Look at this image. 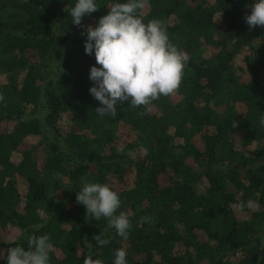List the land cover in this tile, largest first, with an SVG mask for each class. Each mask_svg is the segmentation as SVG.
Wrapping results in <instances>:
<instances>
[{
    "label": "trees",
    "instance_id": "1",
    "mask_svg": "<svg viewBox=\"0 0 264 264\" xmlns=\"http://www.w3.org/2000/svg\"><path fill=\"white\" fill-rule=\"evenodd\" d=\"M75 2L0 0V264L43 235L49 264H114L119 248L127 264H264V27L245 21L255 0H147L144 22L165 24L187 66L151 111L125 102L115 117L89 92L96 61ZM112 2L97 0L82 25ZM85 182L119 194L127 239L77 203Z\"/></svg>",
    "mask_w": 264,
    "mask_h": 264
},
{
    "label": "clouds",
    "instance_id": "2",
    "mask_svg": "<svg viewBox=\"0 0 264 264\" xmlns=\"http://www.w3.org/2000/svg\"><path fill=\"white\" fill-rule=\"evenodd\" d=\"M146 3L147 0H113L95 27H85L82 21L98 10L97 0H76L68 12L72 24L80 26L82 35H86L85 54L95 56L89 92L99 102L96 112L100 116H117L118 105L125 102L137 108L143 106L146 114L151 111L152 101L169 96L180 87L188 57L171 42L162 21L144 22L140 12ZM245 21L250 28L264 27V0H255ZM76 201L95 219L106 218L117 235L128 238L132 224L124 212L117 214L121 199L107 184L85 182L77 191ZM252 203L249 201L250 207ZM94 239L101 247L109 243L100 235ZM51 248L48 235L30 236L27 249L21 245L8 248L4 264H49ZM85 264L93 262L89 258ZM94 264L102 262L96 260ZM114 264H127L126 250H115Z\"/></svg>",
    "mask_w": 264,
    "mask_h": 264
},
{
    "label": "rangeland",
    "instance_id": "3",
    "mask_svg": "<svg viewBox=\"0 0 264 264\" xmlns=\"http://www.w3.org/2000/svg\"><path fill=\"white\" fill-rule=\"evenodd\" d=\"M42 112H43V113L45 112L44 109L41 111V113H42ZM43 113H42V114H43Z\"/></svg>",
    "mask_w": 264,
    "mask_h": 264
}]
</instances>
